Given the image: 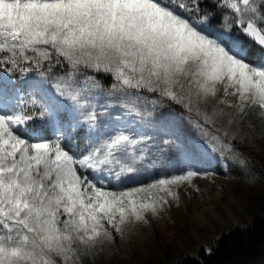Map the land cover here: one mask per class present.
I'll use <instances>...</instances> for the list:
<instances>
[{"label":"snow or ice","instance_id":"snow-or-ice-1","mask_svg":"<svg viewBox=\"0 0 264 264\" xmlns=\"http://www.w3.org/2000/svg\"><path fill=\"white\" fill-rule=\"evenodd\" d=\"M248 148L264 0H0V264H96L218 169L264 187Z\"/></svg>","mask_w":264,"mask_h":264},{"label":"rangeland","instance_id":"rangeland-1","mask_svg":"<svg viewBox=\"0 0 264 264\" xmlns=\"http://www.w3.org/2000/svg\"><path fill=\"white\" fill-rule=\"evenodd\" d=\"M245 150L255 167L264 169V152ZM218 171L215 183L203 178L197 181L200 188L210 189L186 197V210H174L171 218L153 220L130 241L118 240L119 251L99 257L96 264H180L189 256H199L202 246L215 245L233 227H247L256 217L264 216V187L227 180L225 173ZM230 174L238 176L239 172L233 168Z\"/></svg>","mask_w":264,"mask_h":264},{"label":"trees","instance_id":"trees-1","mask_svg":"<svg viewBox=\"0 0 264 264\" xmlns=\"http://www.w3.org/2000/svg\"><path fill=\"white\" fill-rule=\"evenodd\" d=\"M205 247L200 248L199 256H189L180 264H264V216L224 233L211 254Z\"/></svg>","mask_w":264,"mask_h":264},{"label":"bare ground","instance_id":"bare-ground-1","mask_svg":"<svg viewBox=\"0 0 264 264\" xmlns=\"http://www.w3.org/2000/svg\"><path fill=\"white\" fill-rule=\"evenodd\" d=\"M205 184V183H204ZM212 186V185H211ZM202 189V193H207L208 191H209V189H210V186H208V187H204V188H201ZM202 195V194H201ZM213 206V205H212ZM206 208V207H205ZM208 209H212V207H208ZM213 212V211H212ZM214 214V213H213ZM207 217H208V215H207ZM210 220H212L211 218H210ZM214 220H216V219H214ZM199 221H202V219H199ZM203 222V221H202ZM204 224V223H203Z\"/></svg>","mask_w":264,"mask_h":264}]
</instances>
